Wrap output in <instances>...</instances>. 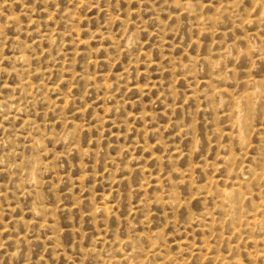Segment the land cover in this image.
Listing matches in <instances>:
<instances>
[{"label":"rangeland","instance_id":"rangeland-1","mask_svg":"<svg viewBox=\"0 0 264 264\" xmlns=\"http://www.w3.org/2000/svg\"><path fill=\"white\" fill-rule=\"evenodd\" d=\"M0 264H264V0H0Z\"/></svg>","mask_w":264,"mask_h":264}]
</instances>
